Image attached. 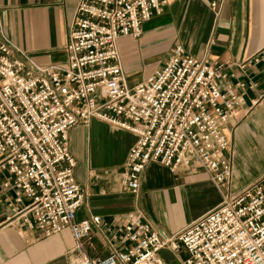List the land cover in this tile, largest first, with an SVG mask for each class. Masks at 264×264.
I'll list each match as a JSON object with an SVG mask.
<instances>
[{
  "label": "built area",
  "instance_id": "built-area-1",
  "mask_svg": "<svg viewBox=\"0 0 264 264\" xmlns=\"http://www.w3.org/2000/svg\"><path fill=\"white\" fill-rule=\"evenodd\" d=\"M166 5L79 0L64 45L65 65L48 68L4 37L0 19V173L10 177L3 188L15 193L16 202L27 201L30 226L43 237L70 231L69 264H165L162 250L183 256L180 264H264V176L232 192L225 134L244 104L245 83L229 66L197 59L177 44L160 68L128 86L118 41L139 39L143 24L162 15ZM93 120L134 137L115 174L119 191L136 195L146 168L158 164L172 173L202 170L221 203L176 235L128 213L120 245L90 257L85 243L101 219L77 220L85 194L69 132Z\"/></svg>",
  "mask_w": 264,
  "mask_h": 264
},
{
  "label": "crops",
  "instance_id": "crops-1",
  "mask_svg": "<svg viewBox=\"0 0 264 264\" xmlns=\"http://www.w3.org/2000/svg\"><path fill=\"white\" fill-rule=\"evenodd\" d=\"M78 1L0 0L3 35L38 66H63ZM177 44L197 59L229 66L245 83L240 91L244 104L225 129L232 152L231 190L238 193L264 176V0H167L162 15L143 24L139 39L122 38L118 48L127 60L146 68L148 77ZM146 78L128 79V86ZM69 138L77 159L75 174L85 194L77 220L101 219L99 230L85 243L90 257L120 245L128 213L140 214L155 228L176 235L221 203L219 191L202 170L179 168L172 173L158 164L146 168L136 195L121 192L116 175L107 177L103 171L121 169L133 135L93 120L88 127L71 129ZM9 178L0 173V264H69L74 244L70 231L46 238L31 227L27 201L16 202L15 193L3 188ZM160 256L165 264H180L183 257L167 250Z\"/></svg>",
  "mask_w": 264,
  "mask_h": 264
},
{
  "label": "rangeland",
  "instance_id": "rangeland-1",
  "mask_svg": "<svg viewBox=\"0 0 264 264\" xmlns=\"http://www.w3.org/2000/svg\"><path fill=\"white\" fill-rule=\"evenodd\" d=\"M120 58H121V62H122V66H123V71H124V74H125V77H126V80L127 81L129 79V81L133 82V80L136 81L139 78H146L147 77L148 74L145 73L146 72L145 71L146 68H144V67L142 68V67L138 66V63L136 64L135 62H132L130 60H127L124 56L121 55V53H120ZM108 126L111 129L115 130V131H118L119 130V129L113 128L110 125H108ZM84 127H88V126H84ZM104 171H108V172H110L112 174L111 176H114L116 173H118L119 170H117L116 168H107ZM103 175H105V174L103 173ZM105 176L108 177V176H110V174L105 175Z\"/></svg>",
  "mask_w": 264,
  "mask_h": 264
}]
</instances>
